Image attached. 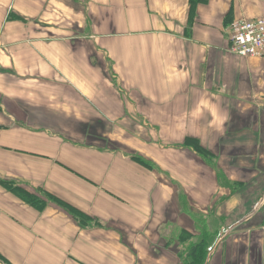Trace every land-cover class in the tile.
Instances as JSON below:
<instances>
[{"label": "crops", "instance_id": "obj_1", "mask_svg": "<svg viewBox=\"0 0 264 264\" xmlns=\"http://www.w3.org/2000/svg\"><path fill=\"white\" fill-rule=\"evenodd\" d=\"M256 18L264 0H0V175L58 199L0 185V264H188L201 234L206 264H264V57L226 38Z\"/></svg>", "mask_w": 264, "mask_h": 264}, {"label": "built area", "instance_id": "obj_2", "mask_svg": "<svg viewBox=\"0 0 264 264\" xmlns=\"http://www.w3.org/2000/svg\"><path fill=\"white\" fill-rule=\"evenodd\" d=\"M229 52L239 57H264V19L234 20L227 28Z\"/></svg>", "mask_w": 264, "mask_h": 264}, {"label": "rangeland", "instance_id": "obj_3", "mask_svg": "<svg viewBox=\"0 0 264 264\" xmlns=\"http://www.w3.org/2000/svg\"><path fill=\"white\" fill-rule=\"evenodd\" d=\"M114 79V78H113ZM115 80V86L116 89L118 91H121V84H119L116 80ZM126 94V95H125ZM124 94V98L127 99V102L132 103L129 96L127 95V93ZM42 133L47 134L48 136L53 135V133L51 132L50 134H48V132H45L44 130H41ZM68 141V140H67ZM135 153L133 152H128L127 156L132 155V158H138L137 160H143L142 158L136 157L137 155H134ZM144 161V160H143ZM153 168V167H152ZM153 170H156L155 168H153ZM14 177L8 179L6 177H4L3 175H0V185H3L6 189L10 190L12 193H14L19 199L24 200L26 202L32 203L34 205L37 204H43L46 202H50L54 203L56 201L57 198L53 197L50 192H44L43 190H38L35 188H31L30 186H28L27 181L24 179H13ZM179 189V188H178ZM179 193H180V189H179ZM180 197H182L181 193H180ZM58 200V199H57ZM54 201V202H53ZM65 212L63 211V213L66 214L67 217H69L70 219H74V220H79V221H84L82 219V217L80 218L79 215H84V213L76 211V210H70L68 208H65ZM86 225L89 224V221L86 220ZM85 224V222H83ZM85 225V226H86ZM205 234H201V236H204ZM193 236V234H192ZM209 236V234H208ZM194 240L191 239V242H193ZM190 242V241H189Z\"/></svg>", "mask_w": 264, "mask_h": 264}, {"label": "trees", "instance_id": "obj_4", "mask_svg": "<svg viewBox=\"0 0 264 264\" xmlns=\"http://www.w3.org/2000/svg\"><path fill=\"white\" fill-rule=\"evenodd\" d=\"M192 4L195 3H199V2H203L204 0H190ZM79 217L85 221L86 219H84L83 217H85L84 215H79ZM178 240L182 243L183 241L186 242V240L190 239L192 237V234H178ZM206 236L208 234H205ZM204 235V239H202L199 243L197 244H189V254L187 255V259L190 258V264H203L207 253L209 252L207 249V245H206V238ZM192 243V242H191ZM188 263V264H189Z\"/></svg>", "mask_w": 264, "mask_h": 264}, {"label": "water", "instance_id": "obj_5", "mask_svg": "<svg viewBox=\"0 0 264 264\" xmlns=\"http://www.w3.org/2000/svg\"><path fill=\"white\" fill-rule=\"evenodd\" d=\"M263 200H264V195L260 198L259 203L257 204L256 207H259V205L262 203ZM256 209H257V208H255V210H256ZM229 231H230V230H228V232H229ZM213 249H214V248H213ZM213 249L209 250V252L207 253L206 259H205V261H204L203 264H206V261H207L208 257L211 255V253L213 252Z\"/></svg>", "mask_w": 264, "mask_h": 264}]
</instances>
